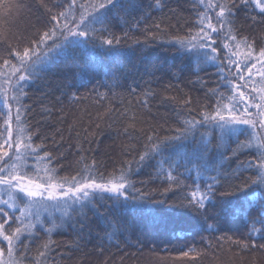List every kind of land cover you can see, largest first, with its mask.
Returning <instances> with one entry per match:
<instances>
[{
    "label": "snow or ice",
    "instance_id": "1",
    "mask_svg": "<svg viewBox=\"0 0 264 264\" xmlns=\"http://www.w3.org/2000/svg\"><path fill=\"white\" fill-rule=\"evenodd\" d=\"M38 2L45 12L42 13L43 27L34 38L18 34L15 39L23 43L12 45L11 34L0 31V48L8 54L6 58L0 57V99L7 109L3 113L5 127L0 131V264H24V261L54 264L50 257L57 246L52 235L68 224L80 223L83 228L88 211L99 215L97 206L106 201L111 200L113 207L121 208L130 201L136 202L138 198L129 194L134 189L130 179L132 164H136L138 171L153 161L158 174L170 182V189L173 184L178 189L186 187L180 179L183 175L180 168L189 174L193 183L190 191L180 198L179 207L187 209L193 218L199 217L205 230L219 231L221 219L229 215L245 228L242 238L225 235L218 242L227 241L240 252L264 251V38L242 35V27L237 24L241 16L253 25L264 24V0H193L194 9H203L197 11L195 26L164 43L174 47L193 66L197 80L189 83L203 87L199 72L207 66L215 68L218 85L205 93L206 98H214V103L201 105L198 99L172 84L164 85L161 91L146 89L135 104L132 101L125 104L120 99L123 110L109 107L107 114L113 124H120L117 135L129 142L122 151L126 155L136 153L133 160L105 172L98 170L95 160L88 163L81 154L77 162L81 166L71 176H60L50 166L55 157L45 150L44 141L49 136L40 137L39 144L34 142L39 129L33 132L25 119L31 111L23 103L27 96L25 86L42 78L56 60L64 57L75 60L77 50L105 46L111 50L121 42L108 30L113 19L126 22L125 17L140 10L145 12L142 19L150 17L153 11L164 13L168 0H147L146 8L144 0H53L51 5L45 0ZM21 7L24 5L0 4L9 15ZM169 11L175 15V9ZM169 19L167 14L153 18L154 27L167 35L161 25ZM149 35L152 40L158 39L153 33ZM89 68L98 70L92 64L82 71ZM105 76L115 79L112 73ZM174 87L179 98L169 95ZM96 95L99 100L108 98L107 93ZM80 99L84 98L75 94L70 97L73 102ZM153 100L163 106H174L178 127L165 130L163 125L152 126L150 134L143 127H137L146 123L142 110L150 112ZM43 111L51 115V109ZM59 122H63L62 116ZM73 130L74 125L69 127L70 133ZM83 131L86 140L88 130ZM163 131L170 134L161 135ZM56 134H61V130L51 134L53 146L59 147L63 135L57 142ZM241 135L244 140L239 139ZM76 137L77 147L83 153L79 131ZM241 155L248 159L241 161ZM59 156L62 158L64 153ZM224 161H235L237 168L226 167ZM244 172L254 175L241 180ZM201 178L202 184L197 182ZM253 187L258 191L250 194ZM217 194L222 198L219 201ZM227 197L234 199H224ZM212 209L217 210L212 213ZM209 219L216 223H208ZM109 228L112 230L108 231ZM41 231L48 239L37 245V255L33 257L31 246L40 238ZM104 234L111 244L113 237L123 233L120 227L108 222L104 225ZM176 237L181 239L183 234L177 233ZM84 239L81 233L73 243V251L83 252L80 241ZM103 239L97 246L99 255L105 252ZM137 245V251L142 254L143 243L137 241ZM116 246L119 247L118 242ZM219 247L223 250V243ZM148 251L147 264H168L155 246ZM199 255L193 248L179 251V257L193 261ZM60 257L71 259L62 253ZM102 264H108V260Z\"/></svg>",
    "mask_w": 264,
    "mask_h": 264
},
{
    "label": "trees",
    "instance_id": "2",
    "mask_svg": "<svg viewBox=\"0 0 264 264\" xmlns=\"http://www.w3.org/2000/svg\"><path fill=\"white\" fill-rule=\"evenodd\" d=\"M52 2L53 0H45L49 5ZM3 3L24 5L19 10L13 9L10 15L4 8H0V31L11 34L12 45L23 43L17 41L15 35L22 34L34 38L36 32L42 29L44 19L42 13L45 9L38 0H0V4ZM146 7L147 0H144V8ZM169 9H175V15ZM198 10L203 9H194L193 0H168L164 13L153 11L150 17L142 19L145 12L140 10L125 17L126 22L113 19L107 27L120 38V44L114 45L111 50L107 46L77 50L75 60L67 57L56 60L50 69L42 74V78L25 86L27 96L23 103L31 109L25 119L33 132L39 129V136L34 137L36 144L41 143L40 137L49 136V139L44 141L45 150L55 157L50 166L55 167L60 176L75 174L81 166L77 163L81 154L88 163L95 160L98 170L105 172L120 167L124 161L133 160L136 153L126 155L122 151L129 142L126 137L117 135L120 124H113L107 114L109 107L123 110L119 103L120 99H124L125 104L128 101L135 104L137 100L142 99L146 89L161 91L164 85L172 84L198 99L201 105L211 106L214 103V98H206L205 93L218 85L215 68L207 66L199 72V78L204 81L203 87L199 83H189L197 80V76L193 74V66L177 53L174 47L164 43L171 37L177 34L184 35L189 28H193ZM164 14L170 17L161 25L167 35L158 31L153 23V18H160ZM237 24L242 27V35L264 38V24L253 25L242 16L238 17ZM96 27L100 28L101 25ZM149 33L155 34L158 39L152 40ZM7 55V52L0 48V57L6 58ZM92 64H95L98 70L93 71L89 68L88 71H82L87 65ZM105 73L114 74L115 79L105 76ZM97 92L107 93L108 98L99 100ZM72 94L84 99L73 102L70 100ZM169 95H176L179 98L180 94L174 87ZM44 108L51 109L50 116L43 111ZM14 109L13 104V114ZM150 109V112L142 110L146 123L137 125L138 128L143 127L146 133L150 134L149 129L152 126L163 125L165 130L179 126L173 105L163 106L153 100L150 102ZM6 111L0 99V131L5 127L3 113ZM61 116L62 123L59 122ZM98 116L103 118L98 119ZM97 124L99 128L96 127ZM73 125L74 130L70 133L69 127ZM85 128L88 130L86 140L83 138ZM56 129H60L63 135L59 147H54L51 139V134L55 133ZM77 131L81 133L79 143L84 149L83 153L77 147ZM61 134L55 135L57 142H60ZM165 134L170 133L161 132V135ZM239 139L244 140V135ZM61 152L64 153L62 158L59 156ZM239 159L243 161L248 157L241 155ZM224 163L226 167L237 168L235 161ZM154 164L155 161L138 171L136 164H132L133 172L130 179L134 189H130L129 194L138 198L136 202L130 201L121 208L119 205L113 207L111 200L106 201L97 206L99 215L88 211L83 228L80 223L68 224L63 230L54 233L51 239L55 241L57 247L50 260H53L54 264H102L105 259L108 260V264H147L150 260L148 249L155 246L157 253L165 257L168 264H264V251L240 252L227 241L218 242V238L225 235L233 239H240L244 235L245 228L234 217L230 215L223 217L219 231L205 230L199 217L193 218L187 209L179 207L180 198L190 191L193 183L184 168H180L179 172L183 174L180 179L186 187L178 189L173 184L170 189V182L158 174ZM250 175L254 173L244 172L240 179L244 180ZM197 182L202 184L204 180L201 178ZM257 191V188L253 187L250 194ZM220 199L222 198L217 194V200ZM216 210L212 209V213ZM108 222L120 227L123 233L113 237L111 244L104 234V225ZM208 223L214 224L216 221L209 219ZM81 233L85 237L80 241L82 253L73 251V243ZM177 233H182L183 238L177 239ZM101 237L104 238L103 255L97 252ZM47 239L48 237L41 231L40 238L31 246V256L37 255V245ZM137 241L144 245L142 254L137 251ZM117 242L119 247L116 246ZM219 243H223V250ZM189 248L200 253L194 261L187 257H179L181 249ZM165 249L167 251H164ZM61 253L65 257L71 256V259H61ZM24 264L29 262L24 261Z\"/></svg>",
    "mask_w": 264,
    "mask_h": 264
}]
</instances>
